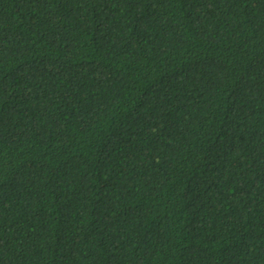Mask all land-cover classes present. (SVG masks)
<instances>
[{
  "label": "trees",
  "instance_id": "16d2710c",
  "mask_svg": "<svg viewBox=\"0 0 264 264\" xmlns=\"http://www.w3.org/2000/svg\"><path fill=\"white\" fill-rule=\"evenodd\" d=\"M0 264H264V0H0Z\"/></svg>",
  "mask_w": 264,
  "mask_h": 264
}]
</instances>
